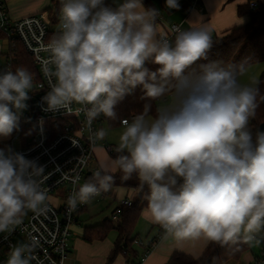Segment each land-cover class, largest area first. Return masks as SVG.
I'll return each mask as SVG.
<instances>
[{
  "label": "clouds",
  "instance_id": "obj_1",
  "mask_svg": "<svg viewBox=\"0 0 264 264\" xmlns=\"http://www.w3.org/2000/svg\"><path fill=\"white\" fill-rule=\"evenodd\" d=\"M114 3L60 0L58 31L47 46V110L72 113L76 104L91 130L101 115L116 120L117 106L137 89L147 101L122 122L117 155H106L83 184L74 177L69 212L111 191L119 172L122 181L135 176L140 190L147 188L146 216L166 237L234 250L251 244L264 230V128L252 125L264 96L258 82L241 83L248 63H201L214 43L202 15L165 31L160 11L143 0ZM165 7L180 6L165 0ZM33 87L24 66L0 73V136L19 127ZM43 173L23 154L0 150V233L28 212L46 213ZM38 247L35 236L12 246L6 264H31Z\"/></svg>",
  "mask_w": 264,
  "mask_h": 264
},
{
  "label": "built area",
  "instance_id": "obj_2",
  "mask_svg": "<svg viewBox=\"0 0 264 264\" xmlns=\"http://www.w3.org/2000/svg\"><path fill=\"white\" fill-rule=\"evenodd\" d=\"M186 2L190 9L201 8V0H178L179 6ZM249 5L252 11L259 8L256 0ZM58 24L59 15L50 9L14 19L7 0H0V55L7 52L5 70L14 71L16 67L24 66L33 74L34 80L19 127L14 130V135L6 138L9 147L2 151L21 153L43 166L41 188L49 198L45 214L37 216L28 212L13 231L0 233V264H6L12 246L17 242L27 243L31 236L39 240L31 264H66L74 228L89 205V202L79 204L74 212H69L67 198L78 188L72 180L79 174V183L83 184L99 164L96 157L99 140L92 133L98 132L97 123L106 121V117L101 115L95 119L90 130L86 115L83 110H78V105H71L72 113L64 109L49 111L42 99L50 90L45 73L50 58L47 46L58 31ZM125 120L130 121L124 118L122 122ZM105 148L109 152L113 149L109 144H105ZM109 195L108 192L99 197ZM132 204L131 199H122L110 219L117 221L121 214L119 207ZM134 245L143 248L140 263L144 262L150 252L149 245L141 239H136ZM252 264H264V247Z\"/></svg>",
  "mask_w": 264,
  "mask_h": 264
},
{
  "label": "crops",
  "instance_id": "obj_3",
  "mask_svg": "<svg viewBox=\"0 0 264 264\" xmlns=\"http://www.w3.org/2000/svg\"><path fill=\"white\" fill-rule=\"evenodd\" d=\"M112 1L114 2V0ZM152 1L155 4L156 9H158L161 13L160 25L163 30L167 31V28L172 24H180L187 27L188 25L186 21L195 18V16L199 14L208 20L207 22L211 29L212 36L219 37L233 27L245 24L250 20L249 16H241L238 9L240 6L250 3L252 0H247V2H244V0H201V8L190 9L189 3H184L179 7V9L173 10H168L165 7L164 0ZM256 1L259 6L264 5V0ZM7 3L10 15L14 19H20L48 9L51 6L52 0H7ZM238 18H241L243 22L238 24ZM263 71L264 69L262 72ZM243 76V78L241 77V83L243 84H253L257 79L256 74L254 77L251 76L250 73ZM105 144L106 143H103V145L98 144L96 148L98 163L102 159L98 157L97 151L100 148L107 151ZM115 189V191H112V189L109 191V196L95 197L91 199L87 209L81 214L79 224L74 228V235L71 238V248L68 256L73 258V264H130L129 259L124 254H118L114 260L109 263V257L118 238L117 231H110L104 239L86 241L83 238L85 227H82L81 220L83 214L89 212L90 206L95 208L97 205H101V201H105L107 199L116 201L118 205L124 198L133 200L131 196L133 191L124 187H115ZM146 210L147 208L143 211L133 233V236H137L138 239L143 240L145 243L151 242L149 245V255L144 262H139L140 264H167L171 256L176 252L184 253L194 259H200L211 245V243L203 240L197 242H180L171 237H166L163 229L159 225L152 223L150 219L147 218ZM106 219H108V217H106L104 221ZM257 246H261L260 253L257 251L256 247H253L250 244V248L245 251L239 259L229 260L224 264H252L262 253L264 247V230L263 237L260 238ZM134 249L137 250L140 255L143 252V249L136 245H134Z\"/></svg>",
  "mask_w": 264,
  "mask_h": 264
},
{
  "label": "trees",
  "instance_id": "obj_4",
  "mask_svg": "<svg viewBox=\"0 0 264 264\" xmlns=\"http://www.w3.org/2000/svg\"><path fill=\"white\" fill-rule=\"evenodd\" d=\"M106 4L115 7L112 0H105ZM146 8H155L156 6L152 0H143ZM186 2L185 4H187ZM60 0H52L51 6L48 8L54 11L55 15H59ZM238 12L241 16H249L250 20L242 25H238L227 31L221 36H212L214 43L208 53V61H201L207 63L209 61H216L221 64H239L247 62L249 66L264 62V5L259 6L257 11H252L249 3L239 7ZM248 66V67H249ZM148 67L155 69V65L149 64ZM260 94L264 96V71L261 74L258 85ZM141 92L136 90L135 94L128 96L123 102L117 106V119L111 120L106 118L110 126L121 124L122 119L132 117L140 113L143 109L144 103L147 101L142 100ZM259 107L257 108L256 117L252 120L254 127H260L264 123V100L260 97L257 98ZM153 103L155 108L158 102ZM9 147L8 139L0 138V150H6ZM115 147L110 151V155L115 157L117 153L114 151ZM89 176L87 177V179ZM118 187L127 188L130 191L138 190L139 199L132 200L131 206L121 205L120 217L117 221L110 218L106 219L103 223L95 226H86L84 229L83 238L86 241H93L95 239H104L110 231L115 230L118 232V238L115 247L109 257V263L114 260L118 254H124L130 264H138L141 259L140 253L134 249V241L137 236H133L137 223L147 208V188L143 191L139 188V181L133 176L132 179L127 181L121 180V174L115 173V184ZM148 245L151 244L147 243ZM139 247V246H138ZM142 248V247H141ZM250 248V244L241 243L238 250L232 247H221L217 244L211 243L204 255L200 259H194L184 253H174L167 264H224L229 260H236ZM143 249V248H142Z\"/></svg>",
  "mask_w": 264,
  "mask_h": 264
},
{
  "label": "rangeland",
  "instance_id": "obj_5",
  "mask_svg": "<svg viewBox=\"0 0 264 264\" xmlns=\"http://www.w3.org/2000/svg\"><path fill=\"white\" fill-rule=\"evenodd\" d=\"M121 2H122V0H121ZM2 42L6 46V42L5 41H2ZM6 53L7 52L5 51V53L0 55V73H3L6 69V61H7ZM263 69H264V62H260V63L254 64L253 66L248 68L244 75H248L250 73V75L254 77L256 74L257 79L254 82H259ZM243 77L244 76H242V78ZM97 127H98V131L103 129L107 133V135L103 139H98L99 144L103 145V143H106V144H109L112 148L116 147L118 144L119 135L123 131V126L121 124H118L115 126H110L107 121H99L97 123ZM14 134H15V131H13V133L10 136H12ZM10 136H7V137H10ZM1 137H3V136H0V138ZM7 137H4V138H7ZM97 155L102 160L106 157V155L111 156L110 152L104 151L102 148H100L97 151ZM115 187H118V186L114 185L112 188V191L116 190ZM131 196L134 200L137 201L139 199V191L134 190L132 192ZM117 205L118 204L116 203V201H112V199H107L105 201H101V205H97V207H95V208H92V206H90L89 212L83 214V216H82V220H81L82 221V227L84 228L86 226L97 225V224L102 223L106 217L111 218L112 213H113L114 209L117 207ZM262 237H263V230L257 234L256 240L251 243V245L253 247H256V249H257V251H259V253L261 251V246H257V245H258L260 238H262ZM21 243L22 242H17V245L21 244ZM73 262L74 261H73V258L71 256L68 257L66 260V264H73Z\"/></svg>",
  "mask_w": 264,
  "mask_h": 264
},
{
  "label": "water",
  "instance_id": "obj_6",
  "mask_svg": "<svg viewBox=\"0 0 264 264\" xmlns=\"http://www.w3.org/2000/svg\"><path fill=\"white\" fill-rule=\"evenodd\" d=\"M260 128H264V123H262L261 125H260ZM90 174V173H89Z\"/></svg>",
  "mask_w": 264,
  "mask_h": 264
}]
</instances>
